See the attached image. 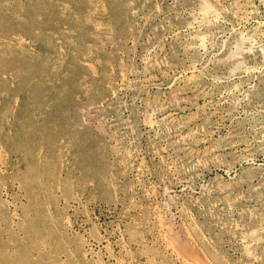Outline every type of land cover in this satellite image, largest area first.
I'll return each instance as SVG.
<instances>
[{
	"label": "rangeland",
	"instance_id": "rangeland-1",
	"mask_svg": "<svg viewBox=\"0 0 264 264\" xmlns=\"http://www.w3.org/2000/svg\"><path fill=\"white\" fill-rule=\"evenodd\" d=\"M241 156L264 0H0V264H264Z\"/></svg>",
	"mask_w": 264,
	"mask_h": 264
},
{
	"label": "bare ground",
	"instance_id": "bare-ground-1",
	"mask_svg": "<svg viewBox=\"0 0 264 264\" xmlns=\"http://www.w3.org/2000/svg\"><path fill=\"white\" fill-rule=\"evenodd\" d=\"M214 170L222 173L218 177L232 188L242 186L252 187L264 181L263 165L249 156H241L239 159L227 165L218 164L215 166ZM243 173L244 175H241Z\"/></svg>",
	"mask_w": 264,
	"mask_h": 264
}]
</instances>
